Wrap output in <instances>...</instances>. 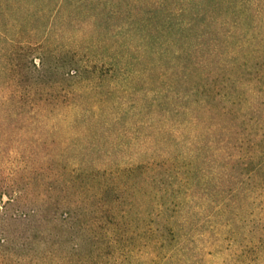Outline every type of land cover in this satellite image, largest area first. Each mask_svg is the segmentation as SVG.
Segmentation results:
<instances>
[{
	"label": "trees",
	"instance_id": "16d2710c",
	"mask_svg": "<svg viewBox=\"0 0 264 264\" xmlns=\"http://www.w3.org/2000/svg\"><path fill=\"white\" fill-rule=\"evenodd\" d=\"M89 1L91 29L104 24L137 49L148 84L133 89L125 66L43 43L55 33L50 17L71 23ZM21 10L47 15L40 39L10 36L2 21ZM260 22L264 0H0V264H264ZM166 57L171 79L153 80L147 64ZM85 71L96 76L85 89L65 84ZM118 75L128 103L110 109ZM88 90L98 94L92 137L109 141L98 133L107 112V130L122 123L123 148L136 147L114 163L110 153L91 166L66 161L71 146L54 149L60 119L72 129L85 119L90 108L72 99Z\"/></svg>",
	"mask_w": 264,
	"mask_h": 264
},
{
	"label": "rangeland",
	"instance_id": "374dc122",
	"mask_svg": "<svg viewBox=\"0 0 264 264\" xmlns=\"http://www.w3.org/2000/svg\"><path fill=\"white\" fill-rule=\"evenodd\" d=\"M31 3L28 5L30 9L34 8V4ZM54 2V1H53ZM24 4V3H23ZM78 7L77 9H74L72 13H74L75 19L71 21V23L63 24L58 17H50L49 18V24L52 25L55 28V33L52 34L50 39H47L43 43L47 46L55 47L56 49H60L62 45L70 44L72 47H76L78 52L75 55L77 58H84L89 60V63L98 62L101 59L105 61H109L110 63H113L116 67L119 66H125L126 69L132 70L135 74L134 76V82L132 81L133 89H137L142 87L145 84L143 83V76L141 77L139 75V70L141 69L142 65H145L141 61V55L139 54L138 50L134 48L133 51L127 50V47L123 41V38L119 35H114L112 30L110 28H107L104 24L100 29L94 31L91 29V24L89 25L86 18L89 14H91V1L87 3H77ZM52 6L51 4L48 5V7ZM29 9V10H30ZM73 9V8H71ZM29 13H24V11H16L12 15H10L9 20H3L2 23L9 29L10 36L14 38L17 41L31 38L32 40L40 39L42 35V28L48 21L47 15H43L41 17L37 18H31L29 15L31 11H28ZM91 17V15H90ZM107 22H118L119 18H110L105 19ZM259 20H255V24H257ZM262 22V21H261ZM260 24L257 26V30L260 31V33H263L264 25ZM48 23V22H47ZM105 26V27H103ZM60 28V30H59ZM196 31V29H195ZM221 31H225V29H221ZM195 32H191L190 35H193ZM240 38V37H239ZM238 40V38H237ZM175 41V40H174ZM234 40L223 42V46L219 47V51H224L226 49V45L233 44ZM138 43V41H134L133 44ZM177 43L176 46H179L180 44H183L184 46H187V43L185 40L175 42ZM125 45V46H124ZM59 51V50H58ZM34 61L38 62L39 57L37 54H35ZM62 55V54H61ZM58 55L57 57L59 58ZM53 56L48 57V61L52 64H57L58 58ZM67 58H70V55H66ZM158 57V56H157ZM156 55L152 56V59L157 58ZM57 58V59H56ZM167 57L163 58V60L157 62V64H151L152 62L148 63L147 65L152 67V70L150 73H152V76L150 78L156 77L159 73H162L161 78L164 79V81H169L171 78V68L169 67V64L167 62ZM158 61V60H157ZM162 67H159L161 66ZM50 76V72L47 71V77ZM120 75V74H119ZM118 75V88L110 94V97H106V100H104L105 103H107L108 107H111L113 104V107L110 109H116V107H123L125 104L128 103V90L121 88L124 86V82L126 80L122 79V76L119 77ZM95 74L93 71H85L80 77V79H77L76 81L70 80L65 81L66 85H71L74 87L84 88L86 85L92 84L96 81ZM56 78V77H55ZM105 82V81H104ZM153 82V81H150ZM106 85V84H105ZM102 88L104 85H102ZM131 88V89H132ZM98 99V94L94 91L88 90L87 92H84L81 97H74L72 100L74 101H80L83 106H87L90 108L89 112L86 113L85 119L78 120L75 125V129H72L69 127L64 119H60L58 125L60 124L63 128L60 129L57 133V138L60 140L59 145H54V149L56 150L58 148H62L64 144L70 145L71 149H69L66 153H68L67 156L64 157L66 161H72L73 159H77L78 157L85 156L86 164L91 166L92 161L98 160V161H104L107 158L106 153H110L111 155V162L114 163L118 161L122 155V153L126 152H132L136 147L131 144L129 145L126 143L124 146H128L127 148H123V141H127V135L124 133V129L122 123H116L113 125V132L111 130H107L106 126L109 125L108 123L111 122L110 117L107 115V112H103L100 115V119L98 121L100 127H98V133L100 135H105L106 138L110 141L112 140L115 143H119V148L111 149L110 142L105 141V138L102 137H92L91 135V114L95 112V109L93 106ZM112 103V104H111ZM108 109V108H106ZM65 111V110H64ZM108 111V110H106ZM74 112V111H73ZM72 112H70V115H68L69 118L72 117ZM68 118V119H69ZM90 124H86V123ZM106 123V124H104ZM224 123L226 125L228 124L227 120H224ZM89 125V126H87ZM76 130V131H75ZM78 131V132H77ZM126 132V131H125ZM94 143V144H93ZM125 143V142H124ZM96 144V146H95ZM122 148V149H120ZM120 157V158H119ZM92 160V161H91ZM151 188V187H150ZM16 226V225H14Z\"/></svg>",
	"mask_w": 264,
	"mask_h": 264
}]
</instances>
